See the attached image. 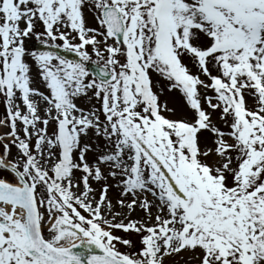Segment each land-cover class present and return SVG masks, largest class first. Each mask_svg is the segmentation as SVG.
Here are the masks:
<instances>
[{
	"label": "snow or ice",
	"instance_id": "1",
	"mask_svg": "<svg viewBox=\"0 0 264 264\" xmlns=\"http://www.w3.org/2000/svg\"><path fill=\"white\" fill-rule=\"evenodd\" d=\"M0 97V264H264V0H0Z\"/></svg>",
	"mask_w": 264,
	"mask_h": 264
},
{
	"label": "rangeland",
	"instance_id": "2",
	"mask_svg": "<svg viewBox=\"0 0 264 264\" xmlns=\"http://www.w3.org/2000/svg\"><path fill=\"white\" fill-rule=\"evenodd\" d=\"M84 15H85V19L86 22L89 26L91 27H98V24L96 22L95 19V12L89 8V7H85L84 8ZM36 31H43V26L42 24L37 21L36 22ZM78 42V41H77ZM26 47H28L29 49L32 48H36L35 45L40 44L39 41H37L35 39V35L34 33L26 39L25 41ZM88 51L90 53H92V49L91 46H88ZM93 55V59H96L95 55ZM31 62V61H30ZM39 69L38 67L33 63L32 64V74H33V83L34 86L38 87L41 91H47L45 84L42 82L41 78L38 75ZM163 86H164V91L163 93L160 95V101L163 102H167L169 107H177V109L179 110L182 101H181V97L180 94L177 91H169L166 87V83L162 82ZM78 104H81L85 107L88 106L89 104V100L87 97H81L80 99H78L77 101ZM248 103L249 106H252V100L251 98L248 99ZM205 107H207L205 105ZM5 115V103H4V99L3 97H0V118H3ZM214 119H217V122L220 123L221 127H224V125L222 124V122H219L218 120V113H214ZM8 129L0 126V134L6 132ZM4 152H3V146L2 143H0V155L3 156ZM17 156V149L15 147L11 148L10 154L6 159V162H12ZM77 175H79V173H77ZM6 177L8 178L10 181L15 182V177L14 174L6 171L5 169H0V178ZM108 182L110 184H117V180H113L111 177H109ZM93 187L95 189H97L96 195L98 196L99 194V189L101 187L100 183H96L95 181H93ZM120 195V189L118 187H111L108 190V196L112 199L113 204H116V200L119 198ZM148 198L151 200L152 197L151 195L148 196ZM128 199L130 200L131 197H128ZM118 207V206H117ZM42 212L45 211L43 208L40 209ZM125 212L127 211L126 209L124 210ZM156 209L153 208V213L155 214ZM85 215H87V213H84ZM145 217V213L143 211V209H141L140 207H136L134 211L131 212L130 214V218H144ZM45 219H47V213L45 212ZM127 222V221H125ZM45 235L47 236V227L45 226ZM113 231L117 234L120 235L122 237H126L128 235V233H125L124 231H118L113 229ZM132 239L134 241L138 240V237H136V235L133 233L132 234ZM119 248L121 251H133L134 249H129L126 248L123 244L119 245ZM165 264H196L195 260H189V254L188 253H184L181 252V254L179 256L176 255H170L167 257Z\"/></svg>",
	"mask_w": 264,
	"mask_h": 264
},
{
	"label": "water",
	"instance_id": "3",
	"mask_svg": "<svg viewBox=\"0 0 264 264\" xmlns=\"http://www.w3.org/2000/svg\"><path fill=\"white\" fill-rule=\"evenodd\" d=\"M41 47H43V45H39V46H37V48H41ZM59 51H61L62 54L69 56L70 58H73V59L77 58V57L75 56L74 53L66 52V51L63 50V49H60ZM92 67H94V65H92ZM93 247H94L95 252H97V253H99V252L102 251L101 249L96 248L95 246H93Z\"/></svg>",
	"mask_w": 264,
	"mask_h": 264
},
{
	"label": "clouds",
	"instance_id": "4",
	"mask_svg": "<svg viewBox=\"0 0 264 264\" xmlns=\"http://www.w3.org/2000/svg\"><path fill=\"white\" fill-rule=\"evenodd\" d=\"M71 242H72L71 239H68V238H66L64 241L65 245H70Z\"/></svg>",
	"mask_w": 264,
	"mask_h": 264
}]
</instances>
